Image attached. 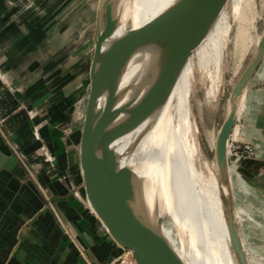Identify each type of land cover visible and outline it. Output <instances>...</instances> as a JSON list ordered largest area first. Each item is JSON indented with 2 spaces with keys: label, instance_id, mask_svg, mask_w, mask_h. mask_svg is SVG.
I'll list each match as a JSON object with an SVG mask.
<instances>
[{
  "label": "crops",
  "instance_id": "0c3cea01",
  "mask_svg": "<svg viewBox=\"0 0 264 264\" xmlns=\"http://www.w3.org/2000/svg\"><path fill=\"white\" fill-rule=\"evenodd\" d=\"M99 1L0 0V264H107L118 253L83 190L82 113L78 118L73 111L80 89L70 97L67 88L78 78L88 85L91 52L80 64L82 77L74 69L71 80L69 69L91 15L96 24ZM261 30L249 34L243 66ZM74 34L78 40L68 41ZM262 56L238 99L241 124L234 123L228 136L253 148L230 155L235 210L232 184L264 211ZM242 244L249 261L251 248Z\"/></svg>",
  "mask_w": 264,
  "mask_h": 264
},
{
  "label": "water",
  "instance_id": "95a60500",
  "mask_svg": "<svg viewBox=\"0 0 264 264\" xmlns=\"http://www.w3.org/2000/svg\"><path fill=\"white\" fill-rule=\"evenodd\" d=\"M115 0H100L81 116L78 160L87 202L112 240L129 249L136 264H177L159 230L140 205L133 172L120 165L111 142L155 111L167 98L193 49L224 8L227 0H174L165 10L138 28L111 38L117 18ZM152 55L147 85L129 96L118 90L122 69L136 50ZM264 54V23L253 53L230 87L224 118L217 128L213 154L219 185L226 184V142L235 123L236 99ZM124 94V95H123ZM123 95V97H122ZM109 116L107 120L105 117ZM228 244L235 264H248L234 226L230 195H220Z\"/></svg>",
  "mask_w": 264,
  "mask_h": 264
},
{
  "label": "bare ground",
  "instance_id": "6f19581e",
  "mask_svg": "<svg viewBox=\"0 0 264 264\" xmlns=\"http://www.w3.org/2000/svg\"><path fill=\"white\" fill-rule=\"evenodd\" d=\"M172 2L174 0H123L121 11L116 15L117 23L111 38L120 36L128 28H138L149 22ZM222 10L218 15L222 13ZM212 26L213 29H208L206 36L212 52L216 55L219 51L220 19L218 17L215 18ZM152 58V53L146 48L136 50L130 55L118 82V90H126L125 95L123 94L125 97L129 96L132 89L139 84L141 91L145 89L148 81L144 78L149 76ZM218 71L214 76L216 81L212 82L213 85L211 84L207 91L208 95L212 96L216 89L219 80ZM211 74L212 72L208 75L211 76ZM191 75L192 68L187 65L182 66L162 105L129 131L114 139L110 146L118 163L132 170L137 199L147 219L159 227L157 223L159 217L150 200L151 184H149L146 171V165L149 162L157 164L161 183L160 192L165 195L169 216L174 224L176 223L180 233L181 249L179 252L185 263L235 264L227 240L220 199L221 194L230 195L227 142L225 154L227 181L225 185H218L215 175L208 169V166H205L209 173L206 177L197 170L195 165L197 149L194 140H191L193 124L189 108ZM240 95L236 99V110ZM108 117L106 116L105 120ZM194 130L196 131V127ZM233 207L234 226L236 225V232L244 250L239 225L235 222L234 204ZM179 226H182L184 230H180ZM159 230L166 240L167 233L162 225ZM244 252L246 255L245 250ZM179 258L174 254L177 264H181ZM246 259L249 264L247 255Z\"/></svg>",
  "mask_w": 264,
  "mask_h": 264
},
{
  "label": "rangeland",
  "instance_id": "374dc122",
  "mask_svg": "<svg viewBox=\"0 0 264 264\" xmlns=\"http://www.w3.org/2000/svg\"><path fill=\"white\" fill-rule=\"evenodd\" d=\"M122 2L123 0H115L113 6L114 15H117L121 11ZM217 17L220 19L218 54L215 55V53L212 52L208 37L205 34L183 65L192 68L189 108L190 118L193 124L191 140H194L192 141L195 143L197 149L195 165L197 170L202 172L206 177L209 176V173L206 171L207 168H205V166H208V169L216 177V166L213 154L214 138L217 128L228 108L227 96L230 87L243 66L244 62L241 57L244 48L248 44L249 34L251 31L258 34L262 28L264 0H227L222 13L217 15ZM89 21L91 23L90 30L85 31L87 33L84 34L82 39L78 38L79 49L76 54L78 56H76L75 66H71L69 69L71 80L76 79L75 71L80 69V64L85 62L92 51L93 31L95 29L92 15ZM212 29L213 26L211 24L209 30ZM76 38L77 35L74 34V36L72 35L69 37L68 41H70V39H74V41L78 40ZM217 70H219V80L211 96L207 94V91L211 87V84L213 85L216 81L214 76H216L215 73H217ZM78 72L80 74H78V76L82 77L80 70ZM211 72L212 74L209 76L208 74ZM210 77H212V80ZM87 82H89V79ZM87 87L88 85L83 84V78H78L73 84L67 86L69 89L68 96L70 97H72L73 90L75 92L77 89H80V92L77 91V94L79 93L78 98H75L73 101V111L77 113L76 116L78 118H80V114L83 111ZM235 119V124H241L240 117H235ZM195 127L196 131L194 130ZM227 145V166L230 174L233 169V160L230 158V155L235 156L239 154V152L242 154H252L253 148L249 143L230 140L229 137ZM146 171L149 184H151L150 200L155 213L159 218L161 217L163 229L167 233V236L165 233L166 241L173 250V253L180 257V263L187 264L179 252L181 249L180 233L175 225L176 223L174 224L169 216L165 203V195L160 192L161 183L157 164L149 162V164L146 165ZM232 186L236 201L235 222H237L239 225L238 229H241L244 235L245 241L241 235L242 242H245V244L251 248L249 251L252 258H249L250 264H264V211L261 210L258 204L250 202L249 198L244 197V192L240 191V189H236L233 184ZM237 195L239 196V200ZM179 227L180 230H184L182 226ZM184 237L186 238V235H184Z\"/></svg>",
  "mask_w": 264,
  "mask_h": 264
},
{
  "label": "built area",
  "instance_id": "2783aa9c",
  "mask_svg": "<svg viewBox=\"0 0 264 264\" xmlns=\"http://www.w3.org/2000/svg\"><path fill=\"white\" fill-rule=\"evenodd\" d=\"M118 248V253L111 258L107 264H136L128 249L120 246H118Z\"/></svg>",
  "mask_w": 264,
  "mask_h": 264
}]
</instances>
